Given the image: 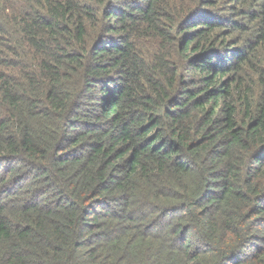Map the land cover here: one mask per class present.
<instances>
[{
  "label": "trees",
  "instance_id": "trees-1",
  "mask_svg": "<svg viewBox=\"0 0 264 264\" xmlns=\"http://www.w3.org/2000/svg\"><path fill=\"white\" fill-rule=\"evenodd\" d=\"M0 264H264V0H0Z\"/></svg>",
  "mask_w": 264,
  "mask_h": 264
}]
</instances>
